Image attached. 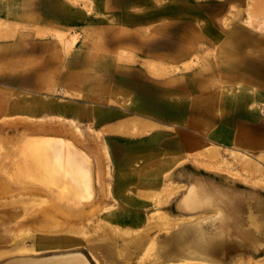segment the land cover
I'll list each match as a JSON object with an SVG mask.
<instances>
[{
	"label": "crops",
	"instance_id": "obj_1",
	"mask_svg": "<svg viewBox=\"0 0 264 264\" xmlns=\"http://www.w3.org/2000/svg\"><path fill=\"white\" fill-rule=\"evenodd\" d=\"M112 1L97 4L111 7ZM133 3L124 0L128 14L123 21L131 25L122 38L110 26L114 15H93L88 26L80 10L69 16L64 1L60 9L44 14L22 8L8 17L9 30L0 31V37L9 35L0 40V116L28 112L33 118L77 122L102 134L113 162L104 197L115 200L110 223L123 230H146L151 215L164 214L174 236L176 230L193 229L201 216L222 220L229 206L239 205V190L234 189L239 180L232 169L212 167L225 165L224 151L264 149V138L254 130L251 138L239 130V47L221 43L216 47L223 56L220 62L179 74L202 49L183 51V40H193L195 32L182 40L171 33L165 42L160 39L169 36L158 25L150 36L155 43H150L143 29L148 23L162 24L163 16H132ZM69 30L87 34L90 44L75 39L67 47L58 35ZM228 54L237 56L235 69L229 67ZM102 246L107 247L103 255L115 262L113 244L108 240ZM187 260L216 261L186 257L177 263Z\"/></svg>",
	"mask_w": 264,
	"mask_h": 264
},
{
	"label": "rangeland",
	"instance_id": "obj_2",
	"mask_svg": "<svg viewBox=\"0 0 264 264\" xmlns=\"http://www.w3.org/2000/svg\"><path fill=\"white\" fill-rule=\"evenodd\" d=\"M60 1L67 3L69 16L80 10L84 20L90 22L85 23L88 26L92 25L93 15L104 11L114 15L110 26L119 38L131 25L123 21L124 14H128L124 0H113L115 5L111 7L98 5L97 0H0V31L9 30L6 19L19 15L22 8L44 14L60 9ZM256 1L259 0H147L141 3L133 0L132 10L136 11L131 15L163 16L162 24L148 23L143 29L150 43L155 41L150 36L158 25H163L165 36H169L160 39L165 42L171 40V33L179 34L182 40V36L195 32L193 40H183L187 44L182 47L183 51L188 54L197 53L199 46L202 49L194 56L195 62L177 70L179 74L194 68L206 70L208 64L220 62L223 56L216 52V47L221 43H226L222 47H239V130L248 132L249 138L253 130L264 138V28L254 19ZM99 24L102 25L101 22L95 25ZM201 33L208 39L202 38ZM58 36L67 47L77 40L81 45L91 41L87 34L75 30ZM7 38L9 35L5 33L0 40ZM204 41L211 42V46ZM237 56L227 55L229 67L235 69L233 62ZM163 69L164 73L169 70L165 66ZM24 136L56 139L77 149L91 167L92 191L83 196L82 202L86 205L68 210L71 214L64 218L60 214L62 209L56 207L58 217L63 219H50L47 213L53 201L49 193L27 190V185L22 183L12 185L10 190H0V264H17L27 259L48 263L75 256L84 258L88 264H180L177 262L185 257L214 259L213 264H264V149L224 151L226 159L222 164L225 165L212 169H232L231 174L239 180L233 182L234 189L239 190V205L229 206L222 220L201 216L193 229L176 230L173 236L170 219L162 215H151L148 228L140 231L123 230L110 223L108 214L115 200L104 197L109 194L113 162L102 134L95 133L90 126L59 118H33L28 112L5 114L0 116V159L12 139ZM41 196L49 200L44 202ZM108 240L118 252L115 262L103 255L107 247L102 245ZM141 240L144 243L140 247Z\"/></svg>",
	"mask_w": 264,
	"mask_h": 264
},
{
	"label": "bare ground",
	"instance_id": "obj_3",
	"mask_svg": "<svg viewBox=\"0 0 264 264\" xmlns=\"http://www.w3.org/2000/svg\"><path fill=\"white\" fill-rule=\"evenodd\" d=\"M255 5L252 6L253 9ZM254 12L256 15V18L254 17V19L257 20L260 25L257 24L260 28H264V0H259L257 2V7ZM7 147V150L4 151L5 155L0 159L1 191L10 190L12 185L22 183L23 185H27L25 186L27 190H30L31 188L35 191L49 193L50 196L48 197L53 201H50L52 202L50 204H53V207L51 208L50 205V209L47 213L48 218L50 219H53V217L63 219L65 216L71 214L68 210L72 211V208L74 207L77 209L81 205H86L83 204L82 199L84 194L86 195L87 192L92 191V171L90 170L91 167L85 160L84 156L82 157V154L78 153L77 149L68 145L60 144L56 139L49 140L38 136L35 138L30 136H24L23 138L17 137L12 139ZM9 183H11V185ZM48 197L41 196L42 201L44 200V202H47L49 200ZM80 197H82L81 200H78ZM56 207L62 209V212L59 211L61 212L60 214H63V218L62 216L60 218L58 217L60 214H57L58 211L54 210ZM162 215L164 216V214ZM186 262V264H196L195 262L197 261L188 262L187 260ZM198 263L209 264L204 262ZM8 264L16 263L10 262ZM17 264L88 263L84 258L75 256L61 260H53L48 263H35L34 261L27 259L22 260Z\"/></svg>",
	"mask_w": 264,
	"mask_h": 264
}]
</instances>
